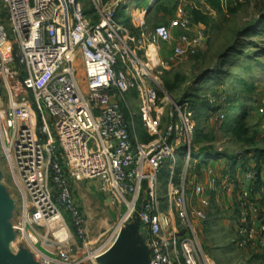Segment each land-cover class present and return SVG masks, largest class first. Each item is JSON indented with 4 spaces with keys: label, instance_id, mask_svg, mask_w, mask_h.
Instances as JSON below:
<instances>
[{
    "label": "built area",
    "instance_id": "2783aa9c",
    "mask_svg": "<svg viewBox=\"0 0 264 264\" xmlns=\"http://www.w3.org/2000/svg\"><path fill=\"white\" fill-rule=\"evenodd\" d=\"M0 1L13 34L0 16V75L8 93L6 102L0 97V142L22 198L17 238L34 258L99 264L137 222L149 264H218L203 250L198 228L209 220L211 193L236 187V244L264 245V218L249 199L264 165L245 169L243 179L228 165L221 174L206 167V180L192 174L199 164L191 163L196 109L188 99H172L166 112L160 100L158 67L196 54L207 39L204 28L192 27V11L208 7L207 0H178L172 17L155 26L144 11L129 14L131 26L118 18L121 0H91L90 12L80 0ZM162 44L170 45L165 60ZM130 94L139 101L137 114ZM219 103L211 121L226 119V97ZM258 111L264 114V102ZM136 117L149 140L140 139ZM177 155L185 159L180 173ZM93 179L117 214L95 241L73 189Z\"/></svg>",
    "mask_w": 264,
    "mask_h": 264
},
{
    "label": "rangeland",
    "instance_id": "374dc122",
    "mask_svg": "<svg viewBox=\"0 0 264 264\" xmlns=\"http://www.w3.org/2000/svg\"><path fill=\"white\" fill-rule=\"evenodd\" d=\"M80 1L87 10L92 8L91 0ZM177 2L178 0H121L119 12L123 20H127L131 26L129 14L132 11L136 14L144 11L148 24L155 26L166 23L172 17ZM196 4L199 5L197 2ZM207 5L208 7L203 6L200 10L192 11V27H202L206 30L207 39L202 47L196 54L178 58L166 68L158 67L161 71L159 85L164 90L160 92V100L166 112L172 107V99L176 102L188 99L192 104H201V114L197 113L201 132L196 133L199 139H196V134L193 136L191 144V163L199 164L197 169H192V174L203 176L206 167L218 171L228 165L235 178L240 179V168L245 170L257 165L259 169L264 165V155L257 157V154H261L259 150H264V114L258 111L264 102V0H242L238 4L225 6L219 0H207ZM0 16L10 38L13 39L1 1ZM159 55L160 58L166 59L161 50ZM80 65L79 57L78 68ZM79 76L80 81L84 83L81 68ZM222 96L226 97V106L223 109L228 116L227 120L211 121L212 113L208 107H219ZM0 97L4 102L8 99L1 75ZM133 97L130 94L131 110L137 114L139 101ZM213 99L215 103H211ZM136 122L140 139L149 140L150 137L145 136L139 119ZM226 123L231 124L230 130ZM177 158V173H180L185 159L181 155H177ZM168 164L167 159L163 173L168 169ZM254 186L249 199L259 206L264 218V185L259 181ZM86 188L94 191L96 195H88L91 202L89 224L92 239L95 241L109 227L108 222L117 218V214L115 208L109 204L108 194L101 191L98 180L74 184V194L80 192L84 195ZM239 192L240 188L236 187L228 196L222 190L212 199L209 220L202 222L198 228L203 250L218 264H264V245L242 248L236 244L234 207L240 199ZM99 193L102 194V199H98ZM0 197L5 201L0 208V222L12 226L2 228L4 244L13 231L16 234L14 241L17 248L8 251L10 258L16 264H41L36 258H33L31 263L25 260L31 254L30 248L26 242L17 238L18 232L14 226L22 211V198L7 164L1 142ZM63 213L65 214L64 211ZM101 240L103 238H100L96 245L100 244ZM76 241L81 245L80 239L76 238ZM108 251L107 259L111 262L107 261V264H113V250L109 248ZM131 258L132 254H127L122 264H130Z\"/></svg>",
    "mask_w": 264,
    "mask_h": 264
},
{
    "label": "water",
    "instance_id": "95a60500",
    "mask_svg": "<svg viewBox=\"0 0 264 264\" xmlns=\"http://www.w3.org/2000/svg\"><path fill=\"white\" fill-rule=\"evenodd\" d=\"M5 201L0 197V208L3 207ZM11 228V225L2 224L0 222V264H16L8 254V251L13 249L10 247V242L15 240L16 234L13 231L11 237L8 238L7 243L4 244V239L2 237V228ZM145 237L143 233L139 232V225L137 222L133 224H128L121 232L120 237L117 239L115 246L119 247L122 243L124 244L122 250H120L115 258L113 264H122L123 258L127 254H132V258L129 261L130 264H149L150 257L148 250L144 247ZM15 242V241H14ZM16 243V242H15ZM113 245V246H114ZM129 252V253H128ZM34 256L31 253L26 257V261L31 263ZM107 255L103 254L98 258L99 264H107Z\"/></svg>",
    "mask_w": 264,
    "mask_h": 264
},
{
    "label": "crops",
    "instance_id": "0c3cea01",
    "mask_svg": "<svg viewBox=\"0 0 264 264\" xmlns=\"http://www.w3.org/2000/svg\"><path fill=\"white\" fill-rule=\"evenodd\" d=\"M162 48L160 49L161 50V53L165 56V57H167V55L170 53V45L169 44H162V46H161ZM225 167V166H224ZM224 167H221V170H216V172L218 173V174H221L222 172H223V170H224ZM244 169L243 168H240L239 169V177L240 178H244V171H243ZM201 178H203L204 180H206V176L205 175H201ZM81 184H84V181L83 182H80ZM85 188V187H84ZM86 190H87V192L83 195V194H81L80 192H78L77 193V195H75V197H76V199H77V201L79 202V204L81 205V207H82V209L84 210V212L89 216V214H90V212H89V207L91 206V202L89 201V199H88V195L89 194H91V195H95V193H94V191H92V190H90V189H87L86 188ZM219 192H221V191H219V190H217L216 192H213V193H211V196H212V199H214L215 198V196L216 195H218V193ZM88 193V194H87ZM228 196H229V194L230 193H226ZM96 196V195H95ZM97 197H98V199H102V194L101 193H99L98 195H97ZM97 199V201H100V200H98ZM107 261L108 262H111V260L108 258L107 259Z\"/></svg>",
    "mask_w": 264,
    "mask_h": 264
},
{
    "label": "trees",
    "instance_id": "16d2710c",
    "mask_svg": "<svg viewBox=\"0 0 264 264\" xmlns=\"http://www.w3.org/2000/svg\"><path fill=\"white\" fill-rule=\"evenodd\" d=\"M86 11L88 12H90V10H87L86 9ZM117 17L118 18H122V15H121V13L119 12V10H118V12H117ZM125 22H127L128 23V21L127 20H124ZM193 106L195 107V109L197 110V113H199V114H201V108L199 107V106H201V104H199L198 102H193ZM219 107H212V106H209L208 107V110H209V112L210 113H213V112H215L217 109H218ZM227 115H226V119L224 120V121H226L227 120ZM241 123V122H240ZM226 125H228L227 127H228V129L230 130L231 129V124H229V123H226ZM200 128V126H199V124H198V128H197V131H196V133L198 132V133H200L201 132V129H199ZM195 133V134H196ZM195 136V135H194ZM199 139V135L198 134H196V139ZM259 152H261V154L259 153V154H257V157H259V158H261L262 157V155H264V150H262V151H260L259 150ZM59 153V152H58ZM259 181H261V184L262 185H264V180L263 179H259L257 182H259ZM256 182V183H257Z\"/></svg>",
    "mask_w": 264,
    "mask_h": 264
},
{
    "label": "bare ground",
    "instance_id": "6f19581e",
    "mask_svg": "<svg viewBox=\"0 0 264 264\" xmlns=\"http://www.w3.org/2000/svg\"><path fill=\"white\" fill-rule=\"evenodd\" d=\"M123 246H124V244L122 243L119 247H117V246H112L111 248H112V252H111V256H112V260H113V262H114V258H115V256H116V254L120 251V250H122V248H123ZM10 247H12L14 250L16 249V243L14 242V241H11L10 242ZM110 251V250H109ZM108 250L104 253V254H106L107 256H108V252H109ZM110 255V254H109Z\"/></svg>",
    "mask_w": 264,
    "mask_h": 264
}]
</instances>
